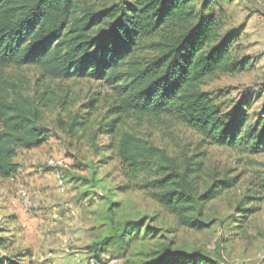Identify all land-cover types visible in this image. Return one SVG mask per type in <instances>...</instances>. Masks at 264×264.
Wrapping results in <instances>:
<instances>
[{"label": "rangeland", "instance_id": "374dc122", "mask_svg": "<svg viewBox=\"0 0 264 264\" xmlns=\"http://www.w3.org/2000/svg\"><path fill=\"white\" fill-rule=\"evenodd\" d=\"M205 1H196L197 10ZM205 14L223 20L222 36L231 34L237 40L233 57L246 58L250 65L209 81L203 91L224 113L245 104L254 122L264 113V0H211ZM3 74L15 91L41 104V124L48 131L43 145L18 152L13 160L18 166L15 176L0 178V224L5 225L11 215L18 220L11 225L16 226V240L7 245L8 256H17L22 264H45L40 256L56 252L62 257L56 264H72L69 257L77 254L82 255L81 264L110 260L131 264L170 245L206 252L215 264H264V203L257 201L262 195L252 185L257 174L264 173V155L248 157L200 146L192 130L169 117L115 111L122 83L53 80L30 67L9 68ZM112 121L109 131L106 125ZM124 132L136 134L178 161L183 155L201 157L204 170L194 185L198 193L214 177L238 181L205 205L197 227H183L157 202L152 190L140 187L145 175L134 178L124 171L116 156L118 136ZM50 160L60 165L50 167ZM19 187L25 188L35 207L26 210L21 201L16 202ZM43 200H55L58 207L65 200L71 205L68 216L61 221L50 217L53 209ZM56 212L60 209L55 211L58 216Z\"/></svg>", "mask_w": 264, "mask_h": 264}, {"label": "trees", "instance_id": "16d2710c", "mask_svg": "<svg viewBox=\"0 0 264 264\" xmlns=\"http://www.w3.org/2000/svg\"><path fill=\"white\" fill-rule=\"evenodd\" d=\"M99 0H96V2ZM197 0H0V178L15 176L20 150L46 141L41 104L21 95L4 78L9 68L30 67L53 80L93 79L122 83L119 113L169 117L200 138V146L246 156L264 155V113L254 122L246 105L224 113L206 84L249 67L232 55L234 35L222 36L223 20L206 15ZM142 52L151 54L140 58ZM113 122L106 126L113 131ZM116 156L124 171L154 192L157 202L183 227H197L203 208L232 189L237 177H214L201 193L195 181L201 157L178 161L164 150L124 132ZM264 203V173L252 180ZM253 213V212H248ZM136 224H139L138 222ZM129 224H126V229ZM132 224L131 226H133ZM0 225V264H22L6 254L10 236ZM125 229V230H126ZM216 249V248H215ZM131 264H215L210 254L164 245Z\"/></svg>", "mask_w": 264, "mask_h": 264}, {"label": "crops", "instance_id": "0c3cea01", "mask_svg": "<svg viewBox=\"0 0 264 264\" xmlns=\"http://www.w3.org/2000/svg\"><path fill=\"white\" fill-rule=\"evenodd\" d=\"M43 201H44V206L45 205H47V206L49 205L53 209V211L51 213H49L50 217H52V218L55 217L54 219L58 218L61 221L62 220V216L63 217H67L68 216V213L70 212L69 209L71 208V205L68 204L67 202H64L65 200H61V201L58 202L59 205H61V207H58V206L55 205V203H56L55 200H43ZM16 202H18L20 204V200H17ZM59 209H60L61 213L59 212V214H58L56 212L58 214V216H57V215H55V211H58ZM17 221H18L17 217L14 216V215H11V216H8L7 222H6L5 225L0 224V225H3L2 226V228L4 229L3 236L4 237L10 236L13 242L16 240V234H15V231H14V229H16V226H14V228H12L11 225L17 224ZM62 251L64 252V249H61V252ZM42 253H44V252H42ZM25 254H27V253H25ZM47 254L48 255L51 254V258L50 259L47 258L48 255L47 256L45 255L46 257L45 256L43 257V255L40 256L41 261L44 262L45 264H56V263L59 262V260H62V257L58 256L56 252L55 253L49 252ZM26 257H27V255H25V258ZM76 259L80 260L79 262L81 264L82 255L81 254H77L75 257L74 256L69 257V260H71L72 264H73V262H75Z\"/></svg>", "mask_w": 264, "mask_h": 264}, {"label": "built area", "instance_id": "2783aa9c", "mask_svg": "<svg viewBox=\"0 0 264 264\" xmlns=\"http://www.w3.org/2000/svg\"><path fill=\"white\" fill-rule=\"evenodd\" d=\"M48 165L50 167H56L58 165H60L59 162H57L56 160H50L48 162ZM58 189L60 190V192H63V182L62 180H58ZM17 197L20 199L21 201V204L23 205V207L28 210V209H31L32 207H35V204L33 203L32 200H30V197L27 193V191L25 190V188L23 187H19L18 188V191H17ZM89 264H93V262H90ZM94 264H97V263H94ZM102 264H116V261L115 260H110V261H107V262H104Z\"/></svg>", "mask_w": 264, "mask_h": 264}]
</instances>
